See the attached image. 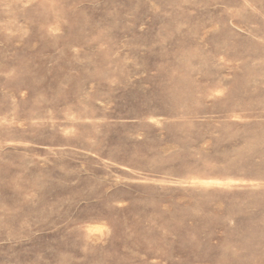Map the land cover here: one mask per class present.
I'll use <instances>...</instances> for the list:
<instances>
[{
    "label": "rangeland",
    "instance_id": "rangeland-1",
    "mask_svg": "<svg viewBox=\"0 0 264 264\" xmlns=\"http://www.w3.org/2000/svg\"><path fill=\"white\" fill-rule=\"evenodd\" d=\"M0 264H264V0H0Z\"/></svg>",
    "mask_w": 264,
    "mask_h": 264
}]
</instances>
